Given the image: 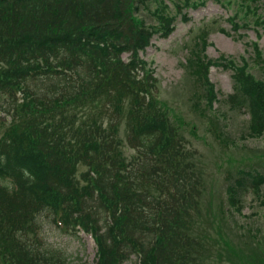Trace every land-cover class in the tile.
<instances>
[{
    "label": "trees",
    "instance_id": "trees-1",
    "mask_svg": "<svg viewBox=\"0 0 264 264\" xmlns=\"http://www.w3.org/2000/svg\"><path fill=\"white\" fill-rule=\"evenodd\" d=\"M144 1L0 0V264H70L38 238L42 213L92 235V264H264L262 227L248 234L252 255L213 238L217 218L203 214L195 150L139 59L175 18L156 14L159 28L148 24ZM204 46L195 43L186 64L197 98L216 113L208 72L228 63L235 84L223 104L246 112L243 138L262 135L264 80L247 63L207 60ZM214 118L208 132L229 150ZM226 183L240 212L243 193L259 195L264 168H239Z\"/></svg>",
    "mask_w": 264,
    "mask_h": 264
},
{
    "label": "rangeland",
    "instance_id": "rangeland-1",
    "mask_svg": "<svg viewBox=\"0 0 264 264\" xmlns=\"http://www.w3.org/2000/svg\"><path fill=\"white\" fill-rule=\"evenodd\" d=\"M159 1H144L151 14L144 8L141 20L159 28L160 20L156 14L171 16L175 18L172 33L163 38L162 31H158L149 47L139 53V59L157 78V102L168 109L172 119L180 122L188 148L195 150L204 180L203 214L211 215L212 212L217 218L213 238L222 240L224 237L235 247H246L244 253L252 255L251 248L247 250L253 244L250 242L247 247V233L256 226L264 231V184L259 195L242 194L238 203L240 212H236L228 202L225 189L226 182L235 178L239 168L262 171L264 163L260 161L264 162V132L258 137L243 138L246 112H236L229 104L228 107L223 104V99L233 93L235 82L232 69L227 67L225 70L218 65L209 71L213 92L220 102L212 105L216 111L213 116L204 100L193 99L194 93L201 96L203 92L189 74L186 64L190 57L189 49L195 48V43L203 42L202 55L207 60L218 59L223 63L224 59L235 66L247 63L249 72L264 80V0H189L188 5H184L186 0H164L163 8H160ZM232 17L239 30L231 27L228 20ZM127 56L124 54L123 58ZM214 117L224 125L229 150L219 145L208 132ZM233 145L236 147L233 148ZM129 153L132 154V151H127ZM38 224V235L43 244L61 250L70 264H92L94 244L88 236L61 231L46 213L40 215ZM256 250L263 252L264 244ZM131 259L134 261L133 257Z\"/></svg>",
    "mask_w": 264,
    "mask_h": 264
}]
</instances>
